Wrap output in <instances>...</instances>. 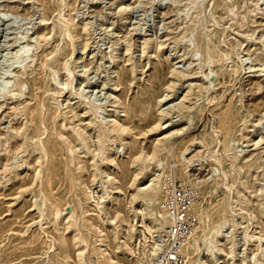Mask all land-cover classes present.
I'll list each match as a JSON object with an SVG mask.
<instances>
[{"label": "rangeland", "instance_id": "1", "mask_svg": "<svg viewBox=\"0 0 264 264\" xmlns=\"http://www.w3.org/2000/svg\"><path fill=\"white\" fill-rule=\"evenodd\" d=\"M176 171L264 264V0H0V264H147Z\"/></svg>", "mask_w": 264, "mask_h": 264}, {"label": "built area", "instance_id": "2", "mask_svg": "<svg viewBox=\"0 0 264 264\" xmlns=\"http://www.w3.org/2000/svg\"><path fill=\"white\" fill-rule=\"evenodd\" d=\"M197 196L195 188L184 187L178 181L168 180L164 184L158 209L169 218V227L159 238L155 264H185L183 247L199 225V219L191 212Z\"/></svg>", "mask_w": 264, "mask_h": 264}, {"label": "bare ground", "instance_id": "3", "mask_svg": "<svg viewBox=\"0 0 264 264\" xmlns=\"http://www.w3.org/2000/svg\"><path fill=\"white\" fill-rule=\"evenodd\" d=\"M24 57L25 56H23L22 58ZM157 168H159V166H157ZM170 176H171L170 179L171 181H173L172 178L174 176L176 180L182 179L183 181L187 180L188 182H191V177H192L191 175H187L183 172L176 171L175 174H172L171 172L169 173V175L168 173L166 175L165 173V175H158L157 178L159 179V182L166 183ZM182 186L187 187L186 185H182ZM144 205L145 202H143L142 207ZM191 212L193 214L196 213L195 215L199 219L200 225L196 228L192 237L183 247L182 253L185 256V263L187 258V264H203V260L200 258L202 251L205 249L210 251L212 248L221 245L220 242L222 241L223 238H221L220 241L218 239L221 236V232H222L221 228L223 225L222 224L216 225L212 223L211 218L208 215L206 216V218H202L198 210L195 208V204L192 205ZM145 216L149 217L150 219V239H151L148 245L149 249H148V254L146 255V260H147V264H155V255L159 251V238L162 236V234H164L167 231V228L169 227V218L165 214H162V216H160L159 213L155 210V208H151V210H149V213L145 214ZM226 222L228 221L224 220V223ZM135 240L137 241V239ZM110 262L111 260L109 258L103 259L102 261L103 264H109Z\"/></svg>", "mask_w": 264, "mask_h": 264}]
</instances>
